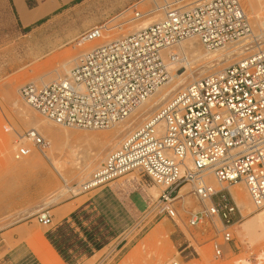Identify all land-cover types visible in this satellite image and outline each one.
Wrapping results in <instances>:
<instances>
[{
	"label": "built area",
	"instance_id": "2783aa9c",
	"mask_svg": "<svg viewBox=\"0 0 264 264\" xmlns=\"http://www.w3.org/2000/svg\"><path fill=\"white\" fill-rule=\"evenodd\" d=\"M146 17L154 23L83 51L68 72L51 82L23 84L21 97L57 125L109 129L172 80L175 66L186 58L167 52L169 48L189 38H197L207 50L253 35V44L258 43L240 0H150L147 9L134 8L132 20ZM105 30L104 25L94 26L80 41L100 40ZM251 51L176 91L106 156L83 191L139 172L162 187L143 211L146 216L175 219L181 188L190 185L202 205L189 223L220 220L215 227L222 241L214 242L215 257L220 258L223 246L233 241L231 228L240 216L230 186L244 184L255 207L264 210V45ZM48 146L37 129H29L16 141L14 157H47ZM37 218L45 226L53 223L47 209Z\"/></svg>",
	"mask_w": 264,
	"mask_h": 264
},
{
	"label": "rangeland",
	"instance_id": "374dc122",
	"mask_svg": "<svg viewBox=\"0 0 264 264\" xmlns=\"http://www.w3.org/2000/svg\"><path fill=\"white\" fill-rule=\"evenodd\" d=\"M42 1L26 0L29 7L40 5ZM240 1L259 38L256 41L264 45L261 39L264 38V0ZM56 2L57 5L45 17L26 26L15 7V1L0 0V264H43L37 251L47 246L38 236L43 235L51 242L49 234L66 250L69 261L55 248L66 264H166L173 260L182 264H264V237L250 238L242 229V224L263 211L261 209H240L238 206L240 216L231 228L234 232L233 241L229 245L225 244L224 254L216 258L214 242L222 241V238L216 231L215 222L217 225H221V222L215 218V222L190 225L191 213L202 205L190 185L181 188L176 201L178 216L175 219L166 215L147 217L144 212H138L128 204L127 194L135 189L153 194V200L161 194L162 187L139 172H131L107 186L79 194L69 190L68 187H78L88 180L130 131L142 125L179 90L173 88V83L165 84L169 94L153 111L137 114V117L132 114L124 122L106 130L68 128L72 137L65 143L70 144V147L72 145L73 149L84 152L92 149L99 151L97 161L85 163L87 167L81 175L78 174L79 169L68 166V162L60 170L52 166L49 158L51 152L56 151L55 143L49 133L41 130L40 133L48 141L49 158L34 153L31 158L24 159L31 163L38 162L37 168L19 166L15 169L16 162L24 161H17L14 157L16 141L20 134L34 129L27 118L32 115L46 118L27 104L19 88L32 81L41 71L58 68L64 59L69 56L74 59L86 51L85 47L90 42L80 40L81 35L90 28L104 25L106 30L103 40L119 33H131L136 25L152 18L132 20L134 8L147 9L150 0ZM200 45V49L205 51V46L202 43ZM251 52L230 57L236 55L235 52L223 57L222 61L219 59L221 62L215 71ZM72 65L73 61L70 67ZM205 65H198L194 69L202 67L198 70L200 72ZM186 70L183 68L178 73ZM176 72L174 69L173 73ZM11 86H16L17 91L13 93ZM57 126L58 129L66 128ZM98 134L107 137L102 144H96V140L91 138ZM230 188L244 193L250 200L244 184H234ZM74 205L76 208L69 218L62 220L63 210L67 212ZM43 209H47L53 217V223L49 226L38 221L37 213ZM90 238L100 243L102 248L96 249Z\"/></svg>",
	"mask_w": 264,
	"mask_h": 264
},
{
	"label": "bare ground",
	"instance_id": "6f19581e",
	"mask_svg": "<svg viewBox=\"0 0 264 264\" xmlns=\"http://www.w3.org/2000/svg\"><path fill=\"white\" fill-rule=\"evenodd\" d=\"M15 1H16V4L19 6L20 10L19 9L18 10L20 12L21 19L26 24L28 22L32 21L33 19H36L38 16H41L43 13H45V12L47 13L51 8H53L54 6L57 5V4H55V3H57V2H55L56 0L55 1L53 0L55 2L54 3L55 5L52 3V0H46V2H45L46 5H45L44 1H42L39 5L40 8H38V6H37L34 8V9L37 8L36 11L31 12V10H29L30 11L29 12L27 7H26V3L24 0H15ZM64 1H69V0H64ZM44 5H45V7H43ZM32 10H33V8H32ZM31 13L33 15L28 16ZM154 21H155L154 18L145 19L144 21H142L141 23L136 25L131 31H136V30H140L142 28H146V27L150 26L152 23H154ZM122 35H124V34L119 33L115 36L113 35V37L112 36L109 38L105 37L106 39H103V40L100 39V40L92 41L86 45L85 49L89 50L94 46L100 45V44L108 42L110 40L117 39V38L121 37ZM254 38H255V36L253 35V38L249 37V38L243 39V40L238 41V42L229 43L221 49H216V50L205 49V51H202V48L200 49V47L202 45H200L201 43H199L198 40H195V38H189V39L181 42L180 44L169 48L167 50V52L178 51L179 53L184 54V56L186 58L184 63L178 64L175 66L174 69H176L177 72L172 74V80L169 83H173L174 89H177V88L181 89L182 87H184L188 83L192 82L193 80H195L199 77H202L204 74L211 73V72L215 71L216 67L219 66V63L222 61L221 59L223 57L237 52L236 55H233V56L229 55L230 57L235 58L236 56L237 57L242 56V55L246 54L247 52H250L254 47L259 45V43L253 44ZM261 39L263 42L264 38H261ZM258 41L259 40H257V42ZM75 58L73 59L72 56H69L68 58L63 60L60 67L43 70L32 81L36 82V83L39 82L42 84L53 81L54 79H56L57 77H59L63 73H66L70 70V68H71L70 65H71L72 61L73 62L75 61ZM227 59H228V57H227ZM215 61H217V62H215ZM223 61H225V60L223 59ZM169 64H171V62ZM204 64H206V65L203 66L204 69L201 70L200 72H198V70L201 69L202 67L199 69H198V67L194 69V67H196L198 65L202 66ZM183 68H187V70L183 73H178ZM190 76H192V77L190 80H188V77H190ZM164 86L165 85H162L161 87H159L146 100V102L143 105H141L133 113V115L136 116L137 114L139 115L141 113H146V112H149L151 110L153 111L154 109H156L159 106L160 101L169 94V92H166ZM12 90H13V93L16 92L17 87L13 86ZM18 91L20 92V88ZM23 108H25L27 110L26 106H24ZM27 119H29L28 123H30V125H32V126L34 125V129H37L39 132L41 130L42 132L49 133L52 136L54 143H55L54 144V148H55L54 150H56V151L51 152V156H50L51 158H49V156H48L49 154L47 153L46 158L51 159V164H52V166L55 167V169L60 170L61 167L64 166L65 162H68L70 164V165L68 164V166H70L72 168H78L79 169L78 174L81 175L82 172H84L85 168L87 167V165H85V163L90 164V163H93L94 161H97V155H98L99 151L96 152L95 149H92L89 152H84L80 149L75 150L72 148V145L70 147V144L65 143V141H67V140L69 141L70 137H72L71 136L72 134L67 127L65 129H58L57 124L55 125V123L50 121L49 119L46 120V118L44 119L42 117L34 116V115H32L31 117H28ZM120 123H122V122H120ZM21 135L22 134H20L19 136L21 137ZM91 138H94L96 140V144H99V143L102 144L106 140L105 138H107V137L104 135L98 134V135H95ZM93 142H94V140H93ZM69 147H70V149L71 148L72 149L70 150ZM32 155H30L28 157L31 158ZM28 157H25V158H28ZM38 165H39V163L36 161L31 163V162L27 161L26 159H24V161L16 162L15 169L16 168L18 169L19 166H24L27 168H37ZM208 179L211 183H213L214 186L216 185L215 186L216 189H220L219 184L216 182V180H213L210 175L208 176ZM64 180L66 182H68L67 179H64ZM88 180L81 183L80 186H78V187H73V188L68 187V188H69V190H72L74 194H79L84 190V186ZM182 191H184V190H182ZM230 191L234 195V199H236L237 205L240 207V209L241 208L243 209L244 207H251V209H253V210L257 209L255 207V205L253 204L251 198H250V200H248L246 198V196H244V193L240 194L237 192L236 189H233V188H230ZM75 208H76L75 205L69 207L68 212L73 211ZM249 212H250V210H249ZM242 229L248 234V236H250V238H259L260 239V238L264 237V236H262V234L264 232V210L259 211V213H257L250 220L245 221L242 224ZM8 239H11V238H8Z\"/></svg>",
	"mask_w": 264,
	"mask_h": 264
},
{
	"label": "crops",
	"instance_id": "0c3cea01",
	"mask_svg": "<svg viewBox=\"0 0 264 264\" xmlns=\"http://www.w3.org/2000/svg\"><path fill=\"white\" fill-rule=\"evenodd\" d=\"M15 1V0H14ZM25 1V3H26V7H27V9H28V11L29 10H31V12L33 11H36L37 10V8L36 9H34L35 7H37L38 6V8H40V6L39 5H37V6H35V7H29L28 5H27V2H26V0H24ZM55 1V0H54ZM53 0H52V3L54 4L55 2H54ZM64 1V0H63ZM70 1V0H69ZM46 2V0H44V3ZM64 2H67V1H64ZM55 4H57V3H55ZM54 4V5H55ZM45 5H46V3H45ZM45 5L43 6V7H45ZM18 5L16 4V1H15V7H16V9H17V11H18V13L20 14V12H19V6L17 7ZM32 8H33V10H32ZM19 9V10H18ZM30 12V11H29ZM28 12V13H29ZM48 13H43L41 16H38L36 19H33L32 21H30V22H28L27 24L26 23H24V25H26V26H30V25H32L34 22H36V21H38V20H40V19H42L43 17H45L46 15H47ZM31 15H33L32 13L30 14V15H28V16H31ZM23 21V20H22ZM153 194H151V193H148V192H146L145 190H141V189H135V190H132V191H130L128 194H127V197H126V201L128 202V204L129 205H131L136 211H138V212H143L144 210H146V208H147V206H148V204L153 200ZM69 209V208H68ZM64 211V214H63V216H62V220H66V219H68L69 218V214L72 212H68V210H67V212H65V210H63ZM74 211V210H73ZM38 237H40L42 240H44V242L46 243V246H47V248L46 249H40V250H38L37 252H38V255H39V257H40V260H41V262L43 263V264H66V262L63 260V258L60 256V254L56 251V249H55V247L53 246V244L46 238V237H44L43 235H39Z\"/></svg>",
	"mask_w": 264,
	"mask_h": 264
},
{
	"label": "trees",
	"instance_id": "16d2710c",
	"mask_svg": "<svg viewBox=\"0 0 264 264\" xmlns=\"http://www.w3.org/2000/svg\"><path fill=\"white\" fill-rule=\"evenodd\" d=\"M42 21V20H41ZM49 239L51 240V242L53 243V245L55 246V248L59 251V253L64 257V259L66 261H69V256L66 254V250L62 248V246L60 244L57 243V241L53 238V236L51 234L48 235ZM93 241V245L96 249H101L102 245L96 241H94L92 238H90ZM92 250V249H91ZM89 250V251H91Z\"/></svg>",
	"mask_w": 264,
	"mask_h": 264
}]
</instances>
